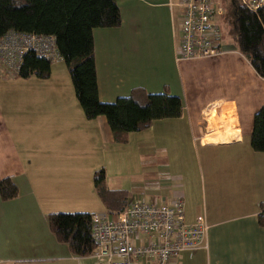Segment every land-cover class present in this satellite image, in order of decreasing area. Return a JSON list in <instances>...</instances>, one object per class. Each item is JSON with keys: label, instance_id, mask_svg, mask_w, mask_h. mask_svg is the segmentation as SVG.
<instances>
[{"label": "crops", "instance_id": "crops-1", "mask_svg": "<svg viewBox=\"0 0 264 264\" xmlns=\"http://www.w3.org/2000/svg\"><path fill=\"white\" fill-rule=\"evenodd\" d=\"M169 1L117 0L121 24L93 30V54L101 102L127 96L135 87L167 90L181 100L179 117L154 120L117 142L105 117L86 118L72 84L69 93L59 84H39L29 93L27 110L41 114L42 127L30 125V138L41 133L40 156L52 171L39 175L37 152L26 160L20 156L2 121L5 100L0 102V180L10 178L17 187L13 198L0 196V264H93L91 254L76 256L55 237L48 216L114 217L93 187L100 169L107 188L127 192L125 206L130 200L181 197L187 223L205 215L206 245L182 251L169 264H264V227L256 219L264 203V152L250 146L254 114L264 106V78L232 40L230 26L222 35L225 14L233 21L230 4L228 11L221 4L216 18L221 52L178 59L179 17ZM0 96L5 97L2 90ZM131 142L138 171L117 174L111 155L129 152Z\"/></svg>", "mask_w": 264, "mask_h": 264}, {"label": "trees", "instance_id": "trees-1", "mask_svg": "<svg viewBox=\"0 0 264 264\" xmlns=\"http://www.w3.org/2000/svg\"><path fill=\"white\" fill-rule=\"evenodd\" d=\"M228 2L233 16L232 40L255 72L264 78V5L254 12L242 0ZM120 24L117 0H0V37L9 31L51 35L59 53L58 58L49 59L27 51L16 74L22 78L47 79L51 64L63 60L86 118L105 117L115 141L124 142L128 133L146 129L154 120L179 117L182 104L178 96L167 90L148 93L142 87H135L127 96H119L112 102L99 100L93 30ZM250 146L255 152H264V106L254 114ZM93 187L108 213L115 215L124 210L127 192L107 188L103 169L94 173ZM16 194L17 187L10 178L0 180L1 198L10 199ZM91 217L86 212H55L49 214L48 222L60 242L66 243L74 255L84 257L94 250ZM256 219L264 227V203L260 204Z\"/></svg>", "mask_w": 264, "mask_h": 264}, {"label": "built area", "instance_id": "built-area-1", "mask_svg": "<svg viewBox=\"0 0 264 264\" xmlns=\"http://www.w3.org/2000/svg\"><path fill=\"white\" fill-rule=\"evenodd\" d=\"M256 11L264 0H242ZM180 9V30L175 42L178 59L205 58L221 52V31L217 17L223 12L213 0H170ZM176 38V37H175ZM33 51L39 57L56 59L59 53L51 35L9 31L0 37V67L17 73L23 55ZM208 225L204 214L192 223L184 218L181 197L156 203L130 200L123 211L109 217L92 214L93 264H169L182 251L206 245Z\"/></svg>", "mask_w": 264, "mask_h": 264}, {"label": "rangeland", "instance_id": "rangeland-1", "mask_svg": "<svg viewBox=\"0 0 264 264\" xmlns=\"http://www.w3.org/2000/svg\"><path fill=\"white\" fill-rule=\"evenodd\" d=\"M216 5H223L228 11V0H213ZM218 1V2H217ZM175 9V14L180 18L179 10L180 8L173 6ZM178 18L177 32H175L176 40L178 41V29L180 30V19ZM225 24L228 27L223 29V37L225 33L232 31V22L229 19L228 13L225 14ZM227 20V22H226ZM230 26V30H229ZM181 31V30H180ZM56 66V67H55ZM53 76L51 79H39L35 76H29L27 78L19 77L17 74H9L6 71L0 69V90L4 93V99L0 96V102L5 100L6 108L2 107V121L6 125L8 131L13 138L14 146L16 147L20 156H23L26 160V155L32 157V152H37V156L33 161L38 162L37 169L38 174L50 175L52 171L47 170V164L44 161L47 160L46 157L40 156L43 145V139L41 138V133H38L36 137L37 140L30 138V125L32 128L39 130L42 127L41 114H36L33 111L27 110V99L29 98V93L31 90L36 88L39 84H42L45 88L48 86H56L57 84L66 87L69 93L70 77H68V71L63 60L55 61L51 64V69H54ZM66 78H69L67 80ZM28 117H31L28 119ZM133 143L131 142L128 151L129 152H113L111 155V161L116 170V173L125 174L126 172H137L138 164L136 158V152H130L133 150ZM54 176V175H53ZM52 176V177H53ZM50 177L49 179H51ZM64 177V176H61ZM62 213H72V212H62Z\"/></svg>", "mask_w": 264, "mask_h": 264}]
</instances>
